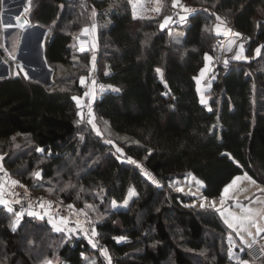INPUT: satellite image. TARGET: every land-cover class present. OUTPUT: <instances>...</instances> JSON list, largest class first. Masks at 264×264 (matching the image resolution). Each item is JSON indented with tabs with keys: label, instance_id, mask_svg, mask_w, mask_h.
Instances as JSON below:
<instances>
[{
	"label": "trees",
	"instance_id": "1",
	"mask_svg": "<svg viewBox=\"0 0 264 264\" xmlns=\"http://www.w3.org/2000/svg\"><path fill=\"white\" fill-rule=\"evenodd\" d=\"M182 1L196 8L174 24L183 30L176 41L169 27L160 28L162 16L175 8L172 0H164L160 16L135 19L125 0H27L29 24L46 28L42 47L52 83L29 78L9 58V74L0 77V167L32 192L76 207L97 194L123 200L130 186L137 196L129 208L96 222L107 256L80 235L68 240L45 216L25 213L14 232L18 208L9 213L0 205V264L44 258L91 264L87 257L93 255V264H264V254L252 259L246 248L231 261L225 237L232 233L218 210L188 205L190 195L168 189L172 178L187 172L203 180L208 196L244 172L264 183V47L256 53L254 41L239 60L230 50L227 72L211 70L209 108L196 87V76L209 66L205 54L210 57L215 40L228 34L225 28L257 32L264 41V0ZM219 24L224 28L217 34ZM85 26L93 28L103 86L95 121L128 136L124 140L105 139L77 123L73 95H81V77L92 68L91 54L74 42ZM137 161L161 185L145 178ZM36 171L40 178L32 175ZM63 180L70 186L60 191Z\"/></svg>",
	"mask_w": 264,
	"mask_h": 264
},
{
	"label": "rangeland",
	"instance_id": "2",
	"mask_svg": "<svg viewBox=\"0 0 264 264\" xmlns=\"http://www.w3.org/2000/svg\"><path fill=\"white\" fill-rule=\"evenodd\" d=\"M8 1H9V4H13V1H15V0H8ZM125 1L129 2V0H125ZM179 1H182V0H179ZM182 2L184 3V5H186L185 1H182ZM131 6L133 8L132 11H135V13L138 14L139 16H141V15L146 16L147 15V16H152V17H158L162 14L163 6H164V0H133V3H131ZM15 7H16V5H15ZM25 7H27V0H25V1L22 0V6L20 7V9H18V13L16 15H14V18L16 21L15 26H20L16 17L20 14H25V12H24ZM187 7H188L187 9H190V10H193L196 8V6L191 5V4L189 5L188 3H187ZM156 8H159L160 11L156 12L155 11ZM1 9H2V12H3V9H5L4 0H0V11H1ZM189 13L190 12H185V11H183V9L180 8V16L181 15L187 16ZM168 16L172 17V14L171 15L170 14H164L162 16L160 24L163 23L164 18L168 17ZM1 17H2V14H1ZM175 23L176 24L182 23V21H180V19H179L176 22V21H174V19L172 17V22H169L166 25V27H169V29L171 30V33L173 34L174 40L180 41L183 38V30H181L178 26L174 25ZM3 25H4L3 20L1 21V19H0V35H1V39H0V46L1 47L0 48L2 50L0 53H1L2 58L5 59L4 62L2 61L3 68L0 67V77L6 76V70H7V73L9 74V66H7V64L10 62V59H9L11 57L10 53H13V51H14L13 50L10 52L4 45ZM85 28L88 29L87 33L83 32V29H85ZM94 28H95L94 31H95V35H96L97 26L95 25ZM83 29H82L81 33L78 36H76L74 42H77L76 44H78L80 46L79 47L80 50H83V51L87 50L88 53L91 54L90 57H91V61H92L91 62L92 68H90V69L96 70L97 68H95V66H96L95 61L97 58V54H96V44L97 43H96V39L94 37L93 28L91 26H87V27L85 26V27H83ZM20 32H22V31H20ZM37 35H38L37 29L33 33V36L35 37L34 39L31 38L30 32L27 36L24 33L22 34V36H20V34H19L20 37H18L17 38L18 40H16L14 42L15 32L13 31V33L11 35L12 43L14 44L17 42L16 43L17 44L16 49H15V45H14L15 53L20 54V56L24 57L25 60H28L29 62H26V61L23 62V60L21 58H18V59L15 58V60L17 59L20 67L23 69V72L27 76H28V69L31 68V70H32L31 72H33L32 73L33 77H31V79H36V80H39L43 84L50 85L49 79L52 80V75H51V72L49 70L50 68L46 65V68H44V70H42V66H44L46 63L44 64V62L42 60H40V64H33L31 62L32 57H34L32 53H34L33 49H34V46L36 43ZM232 41H235V43H232ZM230 49L235 50L234 53L232 54L233 56L236 54H239L240 56L245 54L242 51V49L240 47V42L235 35L227 37V42H226L227 52H229ZM256 49H258V47H256ZM42 50H43V47H42ZM256 52H257V50H256ZM37 57H38V55H37ZM249 58H250V56H249ZM9 64H11V63H9ZM23 64H24V66H23ZM0 66H2V65H0ZM47 68H49V69H47ZM208 68H209V66H208ZM11 72H12V70H11ZM35 73H37V75ZM47 76H48V82L45 83L44 81H45ZM212 76H213L212 74L208 75V83L205 86H203V84H202L203 75L198 74L196 76V87H197V91L199 89L198 94L200 96V100H201V95H203V97L206 101V103H204V104H206L207 108H209L210 106L207 103V95L205 93V89L209 87V84L212 80ZM112 88L114 90H117L114 87H112ZM73 97L80 98L81 106L79 108L77 106L76 100H74V101H75V106L77 108V112L78 111L81 112V116L83 117V102L81 99V95L74 94ZM91 113H92L93 123H95L96 128L99 129L100 134H103L105 139L116 138L118 140H120V139L124 140L125 138L128 137L125 134L110 130L108 125H106V123L104 121H102V122L100 121V122L96 123V121H95L96 118L94 116L93 109L91 110ZM81 116H77L78 119L80 120L79 123L80 124L87 123V122L83 121V118H81ZM87 125H90L92 127V125L89 123H87ZM94 133L97 134L96 131ZM112 142L115 145L116 149L119 148L121 150L120 154H122L123 151H122L120 145L115 141V139H112ZM84 157H87V156H84ZM137 164L140 165V167H139L140 172L142 173V175L145 178H147L150 182H152V179L154 178L155 181H157V183H153V182L152 183L155 185H161V182H158L157 178L154 176L153 173H151L150 171L145 169L140 162L137 161ZM68 165L71 167L70 162L68 163ZM63 169L64 168H62V170ZM62 170L59 172H62ZM146 173L150 174L151 178H149V175H146ZM245 173L246 172L234 175L230 179V181L236 176L243 177ZM246 174L249 177H251V179L254 180L256 183L253 184L250 180H245V179H241L240 181H237V184L232 189H230V191H229V197L230 198L225 202V204L223 206H221V200H220L221 192H222L223 188L225 187V185H227L230 181H228L222 187L219 195L208 196V195L204 194V192H203V187H204L203 180L201 178H199L198 176H196L193 172H187L184 176L172 178L168 182V185H169L168 189L174 190V191H176L177 189H182L181 192L187 193L188 195H190L189 200H187L185 202L188 205H195V207H200V203L203 202L205 207H213V203H214V205H215L214 207L218 210V213H219L221 219L223 220V222H224L225 218H227L228 213H231L232 215H236V216H242L243 215L242 209L244 207L252 209L253 215H255L256 212H260L261 214H264V191H262V190H264V183L255 179L254 177H252L248 173H246ZM12 180L13 179L10 178L7 182L10 185H12L11 184ZM62 182H64V184H65L66 180H63ZM197 182H199V184ZM67 184H68V182L65 185H67ZM14 187L15 188L16 187H20V188L24 187L25 188L24 184H22L20 182H18L17 185H14ZM26 189L29 190L28 188H26ZM129 189H134V191L136 192V190L133 186H130ZM129 189H128V192H127L125 198L123 200H120V201L113 199V198L103 196L101 194H97V195H94L89 201L84 202L81 206H79V207L74 206L76 211H75V213L74 212L72 213L74 215L73 219H75L73 221V224H75V226L81 225V219H82L81 216L83 213H81L79 210H84V212L87 213V215L90 217V220L93 223L92 230L93 229L95 230L96 222L99 221L100 219L104 218L105 216H107L111 210H118V209L124 210L126 208H129L132 205L133 199L137 195L133 196L131 198H128ZM192 193H195V196H193ZM4 194H5V199L9 202L8 206H10L12 209L17 208L15 203H14L15 198L12 196V194H8L7 190L4 191ZM35 194H39V193H35ZM39 195H41V194H39ZM43 197H44V199L41 200L38 203V205L41 202H43L45 207L43 209L40 208V211H36V212L39 215L45 216L48 222H49V219H52L53 223H50V224L52 225L53 230H56V228L53 226V224H55L56 227H59L62 229V232H64L66 234V238L68 240L73 241L75 238H77L78 234L76 233L75 227L70 225L71 222L69 219L70 215H69L68 210H66L65 213H62L60 215H56L57 210H59V209H56L55 207L57 204V208H58L60 203L57 201H53L52 199H49V198L45 197L44 195H43ZM205 197H206V199H204ZM126 198H128L127 204L124 203ZM50 200H51V202H53L52 203L53 206L51 205V208L49 209ZM113 200H115L117 202V207H115V208L112 205ZM86 205H92L93 207L88 208V207H86ZM222 207L224 209L228 210V212L224 213L223 215L221 214V208ZM4 209L7 210L5 206H4ZM17 210H16V213L19 211V210L18 211ZM45 212H47V215H45ZM61 217H64L67 219V226L60 223ZM255 219H256L257 223L264 225V220H261L259 216H256ZM226 226L228 227L227 224H226ZM228 228L231 230V233L237 239L238 245L241 244V248L247 247V245H249V242H253L256 239H259L260 243L262 245H264V232H261L259 235H256L255 234L256 229L251 226L250 222H245L244 225L242 226V228L241 227H237V228L228 227ZM69 229H73V231L70 232ZM92 230L89 231L88 237H85L84 239L86 240V242L90 243L92 246H93V244H95L96 246L93 248L98 249L100 251L105 250L106 247H105V245L102 244L103 242L100 239V237L98 236V233L95 230L96 235L92 236ZM237 231H240V235H237ZM248 232H252L253 235L249 236ZM232 234L229 233L225 237V241L227 243V252L226 253H227V257L231 261L235 262V261H238L241 253H239L240 254L239 255L237 253L238 251L234 248V244L237 242L235 241ZM241 236H243V240H241ZM90 240L92 242H90ZM36 248H38V246H36ZM32 253H33V255H36V256L39 254V252L36 253L35 250ZM94 257H95L94 255L92 257H87L88 262L93 264V262L95 260ZM243 261H246V260L242 259L241 262H243ZM45 262H48V264H57V260L54 258H52L51 260L44 258L36 264H45ZM62 264H67V263L64 262Z\"/></svg>",
	"mask_w": 264,
	"mask_h": 264
},
{
	"label": "built area",
	"instance_id": "3",
	"mask_svg": "<svg viewBox=\"0 0 264 264\" xmlns=\"http://www.w3.org/2000/svg\"><path fill=\"white\" fill-rule=\"evenodd\" d=\"M179 4L184 5L182 1H179ZM1 14H2V9L0 11V19L2 21L3 18L1 17ZM172 17L174 21L176 22L179 20V17H180L179 5H177V7L174 8L172 12ZM4 28L5 27L3 25V29ZM230 29H231V32H228L227 35L218 37L215 40L212 46V50H211V55H210L211 59L209 60V69L213 70L214 67H218V71L222 75L225 74L227 70L229 69V61L227 59V55L229 53L226 50L227 37L234 36V34L236 33L234 31L233 25L230 26ZM237 39L240 42V47L242 46L241 47L242 51H246L253 44L254 41H259L257 47L261 48V46L264 45V41L258 40L257 32H255L252 35H240L237 37ZM4 45H5V42H4ZM10 56L14 57L12 55ZM250 58H252V55H250ZM2 61H3V58L0 53V65L2 64ZM225 61H227V66H225ZM49 70L52 75L51 69ZM7 74L8 73L6 70V75ZM84 78H85V84L84 85L81 84V87H82L81 99L83 102V120L87 122L89 119H92V116H89L88 113L93 109L95 105V101L97 97H99L102 90H101V83L99 80V75L95 69L88 72V74H86ZM33 80H36V79H33ZM51 83H52V80L49 79V84ZM207 83H208V75H205L203 77L202 84L203 86H205L207 85ZM89 91H92L93 94L88 97H85L84 95L85 92H89ZM9 179L10 177L7 174V172L2 167H0V185H3V189H7L8 194H12V196L15 198V201L19 200V203H15L19 212H23L24 214L25 213L27 214L28 211H40V208L38 207V203L44 199L43 195L35 194L32 191L27 190L24 187L15 188L14 186H11L7 182ZM69 204L70 203H60L57 208L59 210H57L56 215L65 213L66 210H68V212L75 213L76 211L75 207L73 209H69L68 208ZM81 217H82L81 225L80 226H77V225L75 226V224L73 225L76 229V233L80 235L81 237L85 238V237H88L89 231L92 230L93 223L90 220V217L88 215L85 216L84 214H82ZM84 230L87 231V234H85ZM249 245L246 247V252L252 259H258L264 254V248H263V245L260 243L259 239L254 240Z\"/></svg>",
	"mask_w": 264,
	"mask_h": 264
},
{
	"label": "snow or ice",
	"instance_id": "4",
	"mask_svg": "<svg viewBox=\"0 0 264 264\" xmlns=\"http://www.w3.org/2000/svg\"><path fill=\"white\" fill-rule=\"evenodd\" d=\"M129 3L130 4L133 3V0H129ZM172 5H173V7H177V5H179V7L181 9H183V11H185V12H190L191 11L190 9L185 8L182 4H179V0H172ZM28 10L29 9L27 7L24 8V12H27ZM155 11L156 12H159L160 9L159 8H156ZM133 18L134 19L137 18L135 11L133 12ZM16 19H17V21H19L20 20V17L18 16V17H16ZM179 19H180V21L183 22V21H185L187 19V16L181 15L179 17ZM216 19L218 21L221 20V18L219 16H217ZM169 22H172V17H170V16L165 17L163 23L160 24V28L163 30ZM87 31H88L87 28L83 29V32L84 33H87ZM227 32H231V29H227ZM217 34H220L219 25H217ZM234 35L238 37V36H240V33H235ZM232 43H235V41H232ZM261 47H264V46H261ZM257 53L258 54L260 53V47H258ZM233 58L234 59H237V60L241 59V57H240L239 54H237ZM10 59H15V57H10ZM209 59H211V57H209L208 54H205V60L207 61ZM225 66H227V61H225ZM207 67H208V65L206 64L205 65V69ZM21 71H23L22 68H21ZM156 71H157V73H160L161 70L159 68H157ZM203 74H204V70L202 69L201 70V75H203ZM80 82H81L82 85H84L85 84V78L84 77H81V81ZM101 90H103V86H101ZM93 91H94V89H93ZM198 91H199V89H198ZM92 94H93V92L92 91H89V92H85L84 95H85V97H88V96H90ZM73 99L76 100L77 106L79 108L81 106L80 98L73 97ZM201 103H206L203 95H201ZM88 115L89 116H92L91 111L88 113ZM77 116H81V112L78 111L77 112ZM81 118H83V117L81 116ZM79 122L80 121L78 120L77 123H79ZM87 123H89V124L92 125V128L97 132V135H100L99 129L96 128V125H95V123H93V120L92 119H89L87 121ZM108 143H112V142L111 141H108ZM37 151L38 152H43V149L38 148ZM116 151L117 152H120L121 150L119 148H117ZM0 159H2V158H0ZM131 162L134 163V164L136 163V161H134V160H132ZM137 167H140V165H137ZM32 175L35 176V177H37V178H40L41 177V172L40 171H36V172H33ZM146 175H149V178H151L150 174H147L146 173ZM241 179L250 180L253 184L256 183L246 173L244 174L243 177H241V176L234 177L227 185H225V187L223 188V190L221 192V197H220L221 206H223L225 204V202L230 198L229 197V191H230V189H232L237 184V181H240ZM152 182L153 183H157V181H155L154 178L152 179ZM197 183L199 184V182H197ZM11 184L13 186L14 185H17L18 184V181L12 180L11 181ZM69 186L70 185H65L64 188H61L60 189V191H64L65 188H67ZM177 190L178 191H181L182 189H177ZM49 191L51 192L52 190L50 189ZM262 191H264V190H262ZM136 195H137V193L134 191V189H129L128 198H131V197L136 196ZM192 195L195 196V193H192ZM128 198L125 199V202H124L125 204L128 203ZM204 199H206V197ZM8 203L9 202L5 199V194H4V191H3V185H0V205L5 206L6 209H7V211L9 213H12L13 212V209L10 206H8ZM14 203H19V200L14 201ZM112 205H113L114 208L117 207V202L115 200H113L112 201ZM192 206H195V205H192ZM214 206L215 205L213 203V207ZM38 207L41 208V209H43L45 207V205H44L43 202H41L38 205ZM86 207L92 208L93 206L92 205H86ZM200 207L201 208H204L205 207V205H204L203 202L200 203ZM50 208H51V202H49V209ZM68 208L69 209H73L74 208V205L69 204L68 205ZM79 211L81 213H83L85 216L87 215V213L84 212V210H79ZM242 211H243V215L242 216H236V215H232L231 213H228V216H227V218H225L224 223L227 224L228 227H230V228H237V227H241L242 228V226L244 225L245 222H250L251 223V226L256 229V233H255L256 235H259L261 232H264V225H261V224L257 223L256 222V219H255L256 216H259L261 220H264V214H261L260 212H256L255 215H253L252 214V209H249V208H246V207H244L242 209ZM226 212H228V210L227 209H224L222 207L221 208V214L223 215ZM15 215L17 217V220L12 225V230L14 232L16 231V228H17V226L19 224V220L24 215V213L23 212H17V213H15ZM27 215L28 216H31V217H37V216H39L40 219H43V216L42 215H39L36 211H28L27 212ZM45 215H47V212H45ZM49 223H53L52 219H49ZM60 223H62L65 226H67V219L64 218V217H61L60 218ZM53 226L56 228L57 231H62V229L59 228V227H56L55 224H53ZM69 231L71 232V231H73V229H69ZM84 231H85V234H87V231L86 230H84ZM95 235H96V232L93 229L92 230V236H95ZM237 235H240V231H237ZM248 235L249 236H252L253 233L252 232H248ZM114 239H116L119 242L120 240H123L124 238L123 237H114ZM241 240H243V236H241ZM90 242H92V241L90 240ZM95 246L96 245L93 244V247H95ZM102 252H103V254L105 256H107L106 249L105 250H102ZM45 264H48V262H45ZM241 264H247V262L246 261H243V262H241Z\"/></svg>",
	"mask_w": 264,
	"mask_h": 264
},
{
	"label": "crops",
	"instance_id": "5",
	"mask_svg": "<svg viewBox=\"0 0 264 264\" xmlns=\"http://www.w3.org/2000/svg\"><path fill=\"white\" fill-rule=\"evenodd\" d=\"M4 4H5V9H3V12H2V17H3V23H4V42H5V47L11 52V51H13V53H10L12 56H14V57H16V55L14 54L15 53V49H16V46H17V42L16 43H12V38H11V35H12V33H13V31L15 32V35H16V30H17V28H16V26H15V23H16V21H15V18H14V15H16L17 13H18V9H20V7L22 6V0H15V1H13V4H9V1L8 0H4ZM15 5H16V7H15ZM132 10H133V8H132ZM134 12V11H133ZM136 16H139L138 14H136ZM141 16H144V15H141ZM147 16V15H146ZM219 28L220 29H223L224 27H222L220 24H219ZM227 29H230V27L229 28H225L224 29V32L225 33H228L227 32ZM36 31V28H34V27H32L31 29H30V36H31V38H35L34 36H33V33ZM19 34H20V36H22V32H19L18 33V37H20L19 36ZM32 39V40H33ZM14 45H15V49H14ZM80 47V46H79ZM256 50L257 49H255V52H256ZM229 51V50H228ZM257 53V52H256ZM45 64V63H44ZM2 66H0L1 68H3V64H1ZM45 66V68H46V65H44ZM203 70H204V74H203V77L205 76V75H211L210 73H211V70L209 69V68H206V69H204L203 68ZM33 73V72H32ZM36 75H37V73H35ZM201 74V73H200ZM45 75V74H44ZM46 76V75H45ZM212 78H213V76H212ZM210 85V84H209ZM207 89V88H206ZM207 102H208V100H207ZM12 186V185H11ZM5 190H7V189H3V191H5ZM50 202H51V200H50ZM52 203L53 202H51V205H52ZM53 206V205H52ZM56 209H57V204H56V207H55ZM73 212H69V219H70V225L71 226H74L73 225V221L75 220V219H73V217H74V215L72 214ZM251 242H249V244H250ZM248 246V245H247ZM234 248L238 251L237 253L239 254V253H241L246 247H242L241 248V244H234ZM240 255V254H239Z\"/></svg>",
	"mask_w": 264,
	"mask_h": 264
},
{
	"label": "water",
	"instance_id": "6",
	"mask_svg": "<svg viewBox=\"0 0 264 264\" xmlns=\"http://www.w3.org/2000/svg\"><path fill=\"white\" fill-rule=\"evenodd\" d=\"M25 1V0H24ZM20 17V20L18 21V23L20 24V26H16L17 28V33L16 35L14 36V42L16 40H18V33L20 31H22L24 34H26V36L29 34L30 32V29L32 27L36 28L37 31H38V35L36 37V43H35V46H34V49H33V56L32 59H31V62L33 64H40V60H42L44 63H45V60H44V56H43V50H42V39H43V36H44V33L46 32V28L41 26V25H38V24H29V20H28V17L25 15V14H20L18 15ZM17 16V17H18ZM23 27V28H22ZM38 55V57H37ZM16 58H21L23 60V62H29L28 60H25L24 57L20 56V54H16ZM24 66V64H23ZM27 66V65H26ZM27 68V67H26ZM45 66H42V70H44ZM31 68L28 69V76L29 78L33 77V74L31 72ZM45 83L48 82V76L46 77Z\"/></svg>",
	"mask_w": 264,
	"mask_h": 264
},
{
	"label": "clouds",
	"instance_id": "7",
	"mask_svg": "<svg viewBox=\"0 0 264 264\" xmlns=\"http://www.w3.org/2000/svg\"><path fill=\"white\" fill-rule=\"evenodd\" d=\"M15 55H16V53H15ZM15 58H16V57H15ZM4 60H5V59H3V62H4ZM2 64H3V63H2ZM45 65H46V64H45ZM7 66H8V64H7ZM7 75H8V74H7Z\"/></svg>",
	"mask_w": 264,
	"mask_h": 264
}]
</instances>
